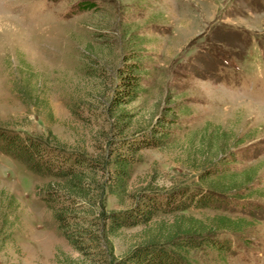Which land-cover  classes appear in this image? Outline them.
<instances>
[{
	"label": "rangeland",
	"instance_id": "374dc122",
	"mask_svg": "<svg viewBox=\"0 0 264 264\" xmlns=\"http://www.w3.org/2000/svg\"><path fill=\"white\" fill-rule=\"evenodd\" d=\"M132 52L137 95L114 105L119 66ZM0 129L103 166L117 152L133 154L127 193L104 195L103 214L147 190L215 184L230 198L223 208L158 211L145 226L118 229L108 240L114 259L143 228L221 214L241 228L219 233L234 254L220 261L193 250L189 259L264 264V0H0ZM151 131L163 145L133 153L120 144ZM50 180L0 153V264H89L40 197Z\"/></svg>",
	"mask_w": 264,
	"mask_h": 264
},
{
	"label": "trees",
	"instance_id": "16d2710c",
	"mask_svg": "<svg viewBox=\"0 0 264 264\" xmlns=\"http://www.w3.org/2000/svg\"><path fill=\"white\" fill-rule=\"evenodd\" d=\"M119 69L121 78L111 93L114 105L126 104L137 95L141 70L137 54H127ZM163 139L151 131L141 133L135 143L123 138L120 144L134 153L142 148L159 147ZM0 153L10 155L28 171L51 179L41 188L40 197L51 211L61 235L89 264H196L189 259L193 250L210 253L220 261L235 252L230 238L219 233H233L241 228L237 220L221 214L204 219L175 215L168 222L161 221L156 228H143L139 241L117 259L113 258L108 241L120 228L145 226L154 221L158 211L176 213L190 206L223 208L225 199L230 198L220 196L219 192H225L221 186L211 183L209 189L203 190H147L130 208L103 214L100 202L104 195H126L133 154L117 152L111 160L104 161L108 166H103L101 161L87 159L73 148L1 129ZM100 217L103 224L99 223ZM101 238L108 243L104 251L100 246Z\"/></svg>",
	"mask_w": 264,
	"mask_h": 264
}]
</instances>
